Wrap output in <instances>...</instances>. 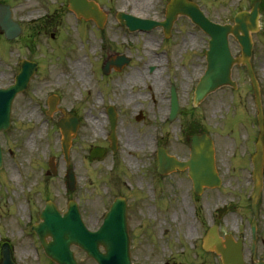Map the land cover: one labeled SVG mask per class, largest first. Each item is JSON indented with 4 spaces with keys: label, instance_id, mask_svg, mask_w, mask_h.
I'll return each instance as SVG.
<instances>
[{
    "label": "rangeland",
    "instance_id": "374dc122",
    "mask_svg": "<svg viewBox=\"0 0 264 264\" xmlns=\"http://www.w3.org/2000/svg\"><path fill=\"white\" fill-rule=\"evenodd\" d=\"M94 1L106 14L102 29L91 19H78L67 7V0H0L11 5L14 18L22 25V33L16 39L5 41L0 35V85L12 82L19 59L26 57L39 64L26 90L13 99L10 127L0 133L3 155L0 244L3 240L10 243L17 264H52L46 260L36 235L29 228L30 209L32 222H35V214L40 212L47 198L62 210L68 199L75 198L85 223L94 227L96 219L101 221L112 199L123 193L130 211L132 264H171V260L181 264H219L214 254L197 255L188 244L187 236L192 231L191 227L188 231L192 223V202L187 176L179 172L158 177L153 168L149 135L154 115L159 122L165 111L167 84L162 73L161 86L155 90L157 86L150 80L152 76L146 77L144 73L151 64L161 68L163 59L167 58L172 68L167 76L177 87L180 104L185 108L168 127V151L179 157L186 156L188 148L184 140L187 129L191 131L189 125L195 129L200 126L210 128L217 148L218 171L224 170L226 165L236 166L240 168L235 170L234 176L244 177V168L249 165L239 157V152L242 146L252 150L257 134L246 72L242 67H234L232 77L237 81L236 89L220 88L198 107L192 108V89L204 66L208 36L184 16L175 20L167 38L160 27L128 32L115 19L116 12L121 10L136 18L161 20L168 0H146V10L139 14L131 9L137 0ZM193 1L211 20L231 23L235 12L249 9L254 0ZM262 9L260 30L252 34L251 62L261 84L264 103V0ZM145 41L150 43L151 50ZM159 44H163L160 51ZM229 45L234 55L239 53V45L232 36ZM117 53L130 58L123 67L125 71L102 77L98 68L108 56ZM149 55L152 56L149 58L151 63L145 64ZM154 58H158V62ZM128 74L138 79L135 86L125 84ZM152 91L155 101L157 99L155 105L153 101L148 103ZM52 93L59 96V107L70 109L80 119L69 150V166L73 167L77 177L73 191L67 190V166L56 126L60 113L45 114L46 99ZM106 102L112 103L119 112L115 131L117 151L112 154L108 150L101 160L89 161V150L106 143L103 137L107 127L103 114V103ZM240 108L247 116L244 113L238 115ZM136 109L148 116L134 120ZM233 127L236 133L232 131ZM31 138L32 142H29ZM50 156L55 159V174H46ZM156 176L160 182L156 181L155 186ZM225 182L222 188L205 190L200 196V214L205 223L210 219L212 208L224 197H229L231 189L228 181ZM23 204H26V210ZM226 219L228 221L229 215ZM224 228L228 230V225ZM73 249L78 264H96L78 248Z\"/></svg>",
    "mask_w": 264,
    "mask_h": 264
},
{
    "label": "water",
    "instance_id": "95a60500",
    "mask_svg": "<svg viewBox=\"0 0 264 264\" xmlns=\"http://www.w3.org/2000/svg\"><path fill=\"white\" fill-rule=\"evenodd\" d=\"M80 1V3H79ZM79 15L84 17H93L99 24L102 23V15L96 10L92 3L86 0H72L70 3ZM178 13L189 16L193 22L198 24L206 33L210 35L209 47L205 52L208 61L206 75L197 85L194 92V104L199 102L209 91L223 84L235 86L230 79V67L236 62L245 64L249 73L251 84L255 93V102L258 109V124L261 128L262 116L259 99V89L257 81L249 63L251 54L252 40L251 31L258 30V7L254 3L250 11L238 13L234 19L235 24L219 25L209 21L200 9L192 2L186 0H174L169 6L166 14V20L163 22L168 31L173 19ZM137 22L139 20L132 19ZM145 22V21H143ZM0 28L4 30L7 37H14L19 32L18 24L11 19L9 6L0 5ZM232 34L240 44L241 54L232 57L228 48V34ZM28 62L24 61L21 70L16 78L15 85L8 89H0V130L9 126L10 105L15 92L22 90L32 72ZM63 134L62 146L65 157L67 158L68 146L70 144V132H74L77 124L69 117H63L58 122ZM192 159L190 161V176L196 186L201 184L214 185L219 183L213 164L212 142L206 135H193L191 138ZM256 155L254 161L258 171L262 162V128L256 143ZM94 155L101 156L100 149L92 151L90 158ZM169 164L166 169H171L178 163L173 158H168ZM1 150H0V166ZM182 165L181 163H179ZM50 167L53 170L51 159ZM69 187L73 188V177L71 171H68ZM41 221L32 229L38 233L39 240L48 256L59 264H75L72 252L69 250L70 244L74 243L82 247L88 255L95 258L99 264H130L128 252V239L126 235L125 207L124 203L116 200L110 210L107 212L102 225L95 232H89L80 221L76 204L70 201L67 211L61 216L54 205L47 203L42 211ZM46 236H51L50 241H45ZM99 245L104 247V252L99 251ZM216 250L221 254L224 264H241V253L237 245H234L230 239L225 241V246H219ZM0 264H15L12 259L11 249L7 243L1 246Z\"/></svg>",
    "mask_w": 264,
    "mask_h": 264
},
{
    "label": "flooded vegetation",
    "instance_id": "af4514ba",
    "mask_svg": "<svg viewBox=\"0 0 264 264\" xmlns=\"http://www.w3.org/2000/svg\"><path fill=\"white\" fill-rule=\"evenodd\" d=\"M124 69L119 71L111 70L110 74L120 75L124 72ZM148 71L152 73L155 71V67L150 66ZM109 74V75H110ZM136 77H132L128 74V79L125 84L128 86H135L136 85ZM154 102V105L157 102L155 101V95H151V99L148 103ZM145 115L148 116L144 111H142V119L145 118ZM152 119V129L149 135L151 142L153 139L156 141L158 138V125L156 123V115H154ZM168 127L167 123L163 124V127H160L162 134V143L165 144L166 148L168 149ZM190 127V125H189ZM212 129V128H211ZM198 130L205 131L208 130L204 126L198 127ZM210 130V128H209ZM208 130V131H209ZM189 129H187V135L185 137V143L188 144L189 141ZM186 132V131H185ZM210 132V131H209ZM118 143V142H117ZM108 146V144H107ZM118 147V145H117ZM117 151V149H116ZM246 152L242 151L239 152V157L245 156ZM154 161L156 163V154L154 156ZM240 167H231L225 168L221 170L222 176L225 181H228V185L230 186L229 191V200H225V205L222 207V211L220 213L214 212L212 214V221L216 223L218 226V231L220 234H225L227 230H224L225 226L228 225L229 232L235 237L240 238L243 242V255H244V264H264V170H263V186L260 190V193L256 195V197L252 194V179L250 175L249 167H245L243 174L245 172V176L242 177H235L234 173L235 170ZM181 172H185L183 170ZM226 176V177H225ZM190 188V189H189ZM189 191L192 192L193 198V208L195 204L197 207L200 206L201 200L193 193V189L191 183L187 188ZM229 215V219L227 221L226 216ZM192 218L198 222V225L195 226L194 224L190 227L192 231L188 233V236L192 240V244L194 247H198L201 251V239L203 234L206 231V224L203 220H201L196 213L194 212ZM130 234V233H129ZM221 264L220 262H218ZM171 264H181L172 262ZM191 264V263H187ZM203 264V263H202ZM205 264V263H204Z\"/></svg>",
    "mask_w": 264,
    "mask_h": 264
},
{
    "label": "bare ground",
    "instance_id": "6f19581e",
    "mask_svg": "<svg viewBox=\"0 0 264 264\" xmlns=\"http://www.w3.org/2000/svg\"><path fill=\"white\" fill-rule=\"evenodd\" d=\"M124 3H125V1H124ZM147 3H148V1H147ZM147 3H146V0H137V1L133 4V6L131 7L132 12H133V13H137V14H139V13H143V9L146 10L145 7H146V4H147ZM144 44H145L146 46H148V49L151 50L152 47H151V45H150L149 42L145 41ZM145 54H147V53H145ZM151 57H152L151 55L148 56V58H151ZM159 83H160V81L157 79V81H156L157 86L159 85ZM30 114L32 115L33 113H30ZM29 142H32V138H31V140H30ZM127 161H128L129 164H132L130 160H127ZM13 176L15 177L14 174H13ZM18 177H19V174H18ZM23 207H25L24 204H23ZM23 209H24V208H23Z\"/></svg>",
    "mask_w": 264,
    "mask_h": 264
}]
</instances>
